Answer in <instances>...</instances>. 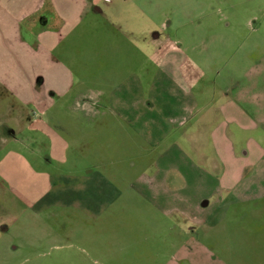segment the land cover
I'll use <instances>...</instances> for the list:
<instances>
[{"label":"crops","instance_id":"0c3cea01","mask_svg":"<svg viewBox=\"0 0 264 264\" xmlns=\"http://www.w3.org/2000/svg\"><path fill=\"white\" fill-rule=\"evenodd\" d=\"M147 8L0 0V189L96 261L249 264L233 250L251 245L209 241L264 206L260 68L212 98L180 49L152 50Z\"/></svg>","mask_w":264,"mask_h":264},{"label":"rangeland","instance_id":"374dc122","mask_svg":"<svg viewBox=\"0 0 264 264\" xmlns=\"http://www.w3.org/2000/svg\"><path fill=\"white\" fill-rule=\"evenodd\" d=\"M131 1H146L149 5L146 24H150H147L146 34L151 36L147 41L152 36L159 40L152 50L166 51L174 46L180 49L188 57L186 68L190 64L199 70L194 73L199 79L196 85L208 88L212 98L221 99L223 89L236 81L250 82L258 66L260 92L264 91V0ZM137 11L143 12L139 8ZM142 22L137 21L135 31L143 26ZM132 36L136 38V56L147 57L150 46L144 47L141 35ZM151 62L155 65L153 59ZM150 66L153 67L151 63ZM104 76L112 75L98 71L96 81L103 83ZM260 99L264 111V96ZM8 103V109L14 112L19 109L16 105L11 106L10 99ZM217 107L218 104L210 107L212 113ZM5 196L0 189V264H108L102 259L94 260L73 241L57 240L58 248L55 247L50 239L54 225H48L51 221L49 215L26 213L22 217L25 209L14 198ZM237 209L226 219V224L213 232L215 234L211 235L209 242L213 245L227 241L251 245L233 251L240 253L249 264H260V257L264 258V206L254 210L243 205ZM64 228V224L57 226L58 230ZM231 228L234 232L229 230ZM262 261L264 264V259Z\"/></svg>","mask_w":264,"mask_h":264}]
</instances>
